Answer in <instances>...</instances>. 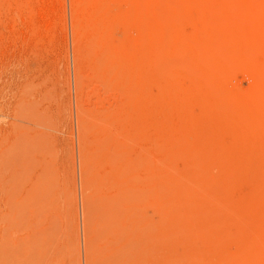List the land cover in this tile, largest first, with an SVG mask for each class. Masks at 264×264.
Instances as JSON below:
<instances>
[{"label": "rangeland", "instance_id": "rangeland-1", "mask_svg": "<svg viewBox=\"0 0 264 264\" xmlns=\"http://www.w3.org/2000/svg\"><path fill=\"white\" fill-rule=\"evenodd\" d=\"M0 264H264V0H0Z\"/></svg>", "mask_w": 264, "mask_h": 264}, {"label": "bare ground", "instance_id": "bare-ground-1", "mask_svg": "<svg viewBox=\"0 0 264 264\" xmlns=\"http://www.w3.org/2000/svg\"><path fill=\"white\" fill-rule=\"evenodd\" d=\"M77 75H78V74H77ZM78 77H79V76H78ZM78 77H77V78H78ZM77 82H78V81H77ZM82 84H83V83H82ZM82 84H81V85H82ZM77 86H79V84H78Z\"/></svg>", "mask_w": 264, "mask_h": 264}]
</instances>
